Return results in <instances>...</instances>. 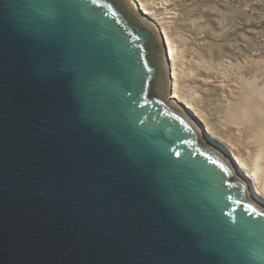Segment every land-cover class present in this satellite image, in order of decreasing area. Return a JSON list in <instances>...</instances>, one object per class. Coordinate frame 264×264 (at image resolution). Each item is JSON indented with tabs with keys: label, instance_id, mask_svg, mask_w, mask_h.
<instances>
[{
	"label": "water",
	"instance_id": "water-1",
	"mask_svg": "<svg viewBox=\"0 0 264 264\" xmlns=\"http://www.w3.org/2000/svg\"><path fill=\"white\" fill-rule=\"evenodd\" d=\"M166 71L130 0H0V264H264L263 200Z\"/></svg>",
	"mask_w": 264,
	"mask_h": 264
},
{
	"label": "rangeland",
	"instance_id": "rangeland-1",
	"mask_svg": "<svg viewBox=\"0 0 264 264\" xmlns=\"http://www.w3.org/2000/svg\"><path fill=\"white\" fill-rule=\"evenodd\" d=\"M140 1L152 13L153 22H164L176 50L174 71L179 94L202 114L219 146L250 167L248 139L229 123L227 99L206 76L213 73L226 78L236 86L240 100L257 102L264 108V0ZM172 70L166 71L170 88ZM236 116H244L240 121L248 122L246 113Z\"/></svg>",
	"mask_w": 264,
	"mask_h": 264
},
{
	"label": "bare ground",
	"instance_id": "bare-ground-1",
	"mask_svg": "<svg viewBox=\"0 0 264 264\" xmlns=\"http://www.w3.org/2000/svg\"><path fill=\"white\" fill-rule=\"evenodd\" d=\"M132 6L140 10L148 19V21H152L150 16L152 13L144 8V4L140 0H130ZM153 22V21H152ZM156 26L157 30L161 33L165 46L167 47L168 57H167V67L168 69L171 67L172 74H171V87L170 88V76L169 81L167 80V89L170 91L169 99L175 104L184 105L186 108L191 110L192 114L199 120L200 124L205 128L206 133L210 136L211 142L214 145H218L219 143L216 142L217 138L215 135L210 131L208 128L202 114L194 108L192 105L191 100L184 98L182 95L179 94L180 85L175 77L174 68L178 63V58L176 54V50L170 41L168 35L166 34L165 24L161 20L153 22ZM170 66V67H169ZM206 81L208 82H215L216 86L222 89V93L224 94L225 98L227 99L229 105V112L231 117H229V123L238 127L239 131H241L248 141L246 149L249 153V159L251 160V165H247L243 161H240L236 155H234L229 149L232 157L236 161L238 168L241 170L243 176L246 178L248 183L252 185V188L255 194L264 202V108L259 105L257 102L247 104L244 102L245 100H240V98L236 94V86L233 85L229 80L226 78L219 77L213 73H207ZM172 91V96H171ZM251 99V98H250ZM252 100V99H251ZM251 102V101H249ZM264 106V105H263ZM251 110V111H250ZM250 111V112H249ZM246 113V120L247 123H244L243 119L242 122L239 118H237L236 114L242 115ZM227 114V113H226ZM232 114L234 115L232 117ZM225 115V114H224ZM232 119V120H231ZM226 120V119H225ZM245 120V121H246ZM217 146V147H218ZM221 148V146H219ZM218 147V148H219ZM224 148V147H223ZM227 150V149H226ZM227 150V151H228ZM251 168V169H250ZM255 179H254V177Z\"/></svg>",
	"mask_w": 264,
	"mask_h": 264
}]
</instances>
